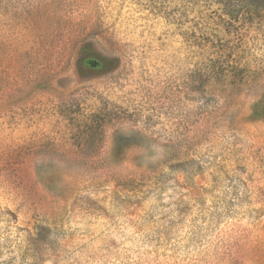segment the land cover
Segmentation results:
<instances>
[{
  "label": "rangeland",
  "instance_id": "obj_1",
  "mask_svg": "<svg viewBox=\"0 0 264 264\" xmlns=\"http://www.w3.org/2000/svg\"><path fill=\"white\" fill-rule=\"evenodd\" d=\"M0 264H264V0H0Z\"/></svg>",
  "mask_w": 264,
  "mask_h": 264
}]
</instances>
